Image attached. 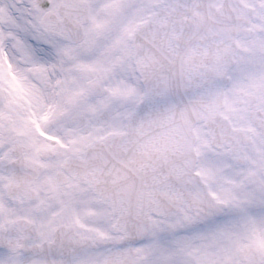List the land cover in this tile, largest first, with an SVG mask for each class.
Wrapping results in <instances>:
<instances>
[{
  "label": "water",
  "instance_id": "1",
  "mask_svg": "<svg viewBox=\"0 0 264 264\" xmlns=\"http://www.w3.org/2000/svg\"><path fill=\"white\" fill-rule=\"evenodd\" d=\"M215 2L166 0V5L157 4V11L138 24L131 39L143 98L127 118L125 132L96 141L86 159L75 163L118 216L114 230L124 233L120 243L124 247L111 264L137 262L134 247L146 236L151 214L171 216L183 204L200 219L222 211V204L195 171L194 126L204 121L213 144L223 139L222 131L228 132L218 110L235 37L249 11L238 0H225L220 8ZM77 11L68 14L61 9L63 19L48 12L42 25L78 42L88 16H78ZM79 11L83 14L85 9ZM254 122L264 132V117L257 116ZM20 231L18 224L0 231V245L24 246L29 252L26 262L40 264L32 255L39 247H32ZM55 242L65 253L93 244L71 229L58 230ZM247 251L248 247L242 251V259H249Z\"/></svg>",
  "mask_w": 264,
  "mask_h": 264
},
{
  "label": "flooded vegetation",
  "instance_id": "2",
  "mask_svg": "<svg viewBox=\"0 0 264 264\" xmlns=\"http://www.w3.org/2000/svg\"><path fill=\"white\" fill-rule=\"evenodd\" d=\"M61 1L47 0L50 5L47 9L58 11ZM85 1L90 6V16L94 15V5L99 3L109 6L104 8L107 16H131L143 0ZM148 1L153 6L156 2ZM240 1L252 13L245 30L237 37L238 47L227 73L229 80L221 113L250 141L237 146L226 141L216 147L209 140L208 157L203 164L207 173L199 169L200 162L198 171L216 199L225 203L224 210L235 212L221 224L225 238L243 239L249 234L251 237L244 243L257 244V234L264 232V146L262 132L253 123L252 115L264 111V0ZM34 2L39 8L45 0ZM115 25L109 30V39H105L110 59L107 68L98 71L86 67L94 71L91 80L84 78V69L72 70L71 81L59 92V112L48 128L59 137V142L16 134L0 138V228L21 219L34 226L38 242H43L47 241L44 229L53 237L58 225L71 224L83 235L95 238L100 235L98 224L105 225L113 218L108 204L80 177L72 162L85 157L95 140L124 130L126 117L137 103L132 45L129 35L126 36V25L120 19ZM95 83L105 87L103 95L91 96L90 87ZM75 89L78 91H72ZM8 165L19 174L16 200L8 196L7 188L14 180L13 173L3 169ZM78 206L85 211L77 214ZM154 228L159 230L160 237L169 235L176 239L185 233V219L179 215L153 217L149 235ZM106 230V234L102 233L104 241L119 244L121 236L113 232L112 225H107ZM23 254V250L12 254L15 264H22Z\"/></svg>",
  "mask_w": 264,
  "mask_h": 264
},
{
  "label": "snow or ice",
  "instance_id": "3",
  "mask_svg": "<svg viewBox=\"0 0 264 264\" xmlns=\"http://www.w3.org/2000/svg\"><path fill=\"white\" fill-rule=\"evenodd\" d=\"M44 6H50L47 0ZM12 16L14 30L25 41L24 51L16 55L22 57L20 65L27 72L21 88L15 89L0 71V138L16 134L59 142V137L48 130L49 122L60 108L58 97L63 88V72L59 66L71 62L68 59L70 49L76 51L86 42H76L63 31L40 24L29 0H20ZM83 58L80 54L75 55L77 60ZM234 215L235 212L225 209L210 216L203 224L221 223ZM44 233L48 246L41 243L38 251L32 254L40 264H111L124 247L102 241L84 244L65 253L56 246L48 229H44Z\"/></svg>",
  "mask_w": 264,
  "mask_h": 264
},
{
  "label": "rangeland",
  "instance_id": "4",
  "mask_svg": "<svg viewBox=\"0 0 264 264\" xmlns=\"http://www.w3.org/2000/svg\"><path fill=\"white\" fill-rule=\"evenodd\" d=\"M19 2L20 0H0V71L7 76L10 85H18L17 89L21 88L27 72V69L20 65L19 60L21 56L16 55V53L23 52L25 47L24 39L14 30L12 16ZM29 2L40 23L45 6L39 9L35 6L34 0H29ZM105 7L109 6L103 3L94 5L92 9L94 15L91 16L90 22L86 26L88 32L87 38L84 40L86 45L76 51L70 49L68 59L71 62L59 66L60 70L65 71L63 72V85L71 81L72 70H80L84 66L92 67L98 71L107 68L110 59L105 39H109L107 35L109 30L116 27L117 19H120L121 23L126 25V36H128L132 33L134 26L146 19L148 17L146 15L153 10V4L148 0H143L139 3L134 8L136 14L131 12V16H107ZM90 43L93 44L92 47L89 46ZM129 43L131 45L130 41ZM129 49L131 50L130 47ZM84 52L88 53V55ZM77 54L82 55L84 58L80 60L75 59V55ZM131 64L133 68L132 59ZM135 81L136 98L139 100L142 96L143 88L137 74ZM72 91H78V89ZM196 130L199 135L198 150L201 164L199 169L207 173L204 171L205 166L203 164L208 157L207 145L209 143L204 132V127L201 124L197 125ZM183 215L187 219L186 224L191 223L190 214L185 212L179 216ZM110 223H113V220H110ZM221 224L222 222L210 225L196 224L197 227L194 230L196 236L193 241L181 246L175 245L173 238L169 235L160 237L159 230L154 228L152 234L136 246L138 255L141 257L140 264H239L236 259L235 249L251 236L249 234L245 235L243 239L225 238V230L221 228ZM260 239L262 237L258 235V241L261 243ZM14 259V257L0 254V264H12L15 262Z\"/></svg>",
  "mask_w": 264,
  "mask_h": 264
}]
</instances>
